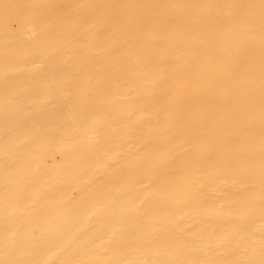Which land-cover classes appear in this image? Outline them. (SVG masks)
<instances>
[{
	"label": "bare ground",
	"instance_id": "bare-ground-1",
	"mask_svg": "<svg viewBox=\"0 0 264 264\" xmlns=\"http://www.w3.org/2000/svg\"><path fill=\"white\" fill-rule=\"evenodd\" d=\"M0 264H264V0H0Z\"/></svg>",
	"mask_w": 264,
	"mask_h": 264
}]
</instances>
